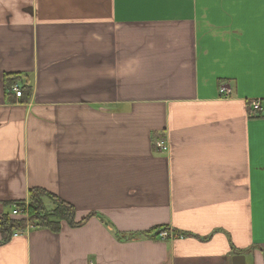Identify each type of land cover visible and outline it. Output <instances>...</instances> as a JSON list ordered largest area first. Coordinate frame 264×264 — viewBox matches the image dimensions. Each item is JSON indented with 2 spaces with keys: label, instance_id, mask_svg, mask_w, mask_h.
<instances>
[{
  "label": "crops",
  "instance_id": "0c3cea01",
  "mask_svg": "<svg viewBox=\"0 0 264 264\" xmlns=\"http://www.w3.org/2000/svg\"><path fill=\"white\" fill-rule=\"evenodd\" d=\"M32 188L88 219L0 264H264V0H0V217Z\"/></svg>",
  "mask_w": 264,
  "mask_h": 264
},
{
  "label": "trees",
  "instance_id": "16d2710c",
  "mask_svg": "<svg viewBox=\"0 0 264 264\" xmlns=\"http://www.w3.org/2000/svg\"><path fill=\"white\" fill-rule=\"evenodd\" d=\"M14 84H18L22 91V97L19 100L22 102L28 101L32 96V88L26 85L21 86L16 78L6 79L8 96L17 99L16 95L12 92ZM262 110L256 112L262 115ZM46 201H49L50 205H47ZM6 207L27 208L29 219L28 221L25 219H15L12 217V213L3 214L0 217V234L2 237L0 245L9 242L15 233L25 231L28 222L35 227L46 228L57 233L61 230L64 223H67L70 227H79L85 224L88 219L86 218L81 222H76L75 208L57 195L43 188L30 189L28 202L16 201L14 203H8ZM11 211H13V209H11ZM94 215L95 214L91 216Z\"/></svg>",
  "mask_w": 264,
  "mask_h": 264
},
{
  "label": "built area",
  "instance_id": "2783aa9c",
  "mask_svg": "<svg viewBox=\"0 0 264 264\" xmlns=\"http://www.w3.org/2000/svg\"><path fill=\"white\" fill-rule=\"evenodd\" d=\"M221 92L223 93V94H226V95H228L229 94V90L226 88V87H224V86H221ZM12 92L16 95V97L18 98V99H20L21 97H22V91H21V89H20V86L18 85V84H15L13 87H12ZM253 109L254 110H262L263 108H262V105H261V103L259 102V101H257V102H254L253 103ZM157 148L159 149V150H161V151H168L169 150V145H168V143H166V142H158L157 144ZM27 211L26 210H24V209H21V208H14L13 209V211H12V214L13 215H15V216H24V217H27ZM30 228H32L31 226H28L27 227V229L25 230V231H22V232H19V233H15L14 234V237H17V236H19L20 234H25V232L27 231V230H29ZM159 238L160 239H162V240H166V239H168V238H170V239H173V238H176L177 236L179 237V238H182V236H180V235H177L174 231H166V232H160L159 233Z\"/></svg>",
  "mask_w": 264,
  "mask_h": 264
},
{
  "label": "water",
  "instance_id": "95a60500",
  "mask_svg": "<svg viewBox=\"0 0 264 264\" xmlns=\"http://www.w3.org/2000/svg\"><path fill=\"white\" fill-rule=\"evenodd\" d=\"M233 264H245V257L242 255H237L233 258Z\"/></svg>",
  "mask_w": 264,
  "mask_h": 264
},
{
  "label": "rangeland",
  "instance_id": "374dc122",
  "mask_svg": "<svg viewBox=\"0 0 264 264\" xmlns=\"http://www.w3.org/2000/svg\"><path fill=\"white\" fill-rule=\"evenodd\" d=\"M12 209H14V208H12ZM21 209H24V210H26V211L28 212L27 208H21ZM10 213H12V211H11ZM26 214H27V213H26ZM12 217L15 218V219H25L26 221H28V219H29V213L27 214V217H24V216H15V215H13V214H12ZM28 226L34 227V226L31 225L29 222L27 223V227H28ZM26 229H27V228H26Z\"/></svg>",
  "mask_w": 264,
  "mask_h": 264
}]
</instances>
